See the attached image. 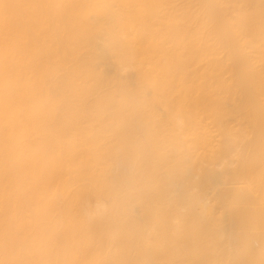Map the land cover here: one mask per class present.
Here are the masks:
<instances>
[{
	"label": "bare ground",
	"instance_id": "6f19581e",
	"mask_svg": "<svg viewBox=\"0 0 264 264\" xmlns=\"http://www.w3.org/2000/svg\"><path fill=\"white\" fill-rule=\"evenodd\" d=\"M176 1L0 0V264H264V0Z\"/></svg>",
	"mask_w": 264,
	"mask_h": 264
},
{
	"label": "rangeland",
	"instance_id": "374dc122",
	"mask_svg": "<svg viewBox=\"0 0 264 264\" xmlns=\"http://www.w3.org/2000/svg\"><path fill=\"white\" fill-rule=\"evenodd\" d=\"M184 2H186V1H185V0H184V1H183V0H178V1H176L177 4H184ZM221 55H222V54H221ZM221 55H218V57H221ZM103 68H104V67H102V69H103ZM159 112H161V111H159ZM206 121H207V120H206ZM206 121H205V122H206ZM207 122H209V121H207ZM207 122H206V123H207ZM212 130H215V129L212 128ZM213 134H216V132H214ZM213 134H212V135H213Z\"/></svg>",
	"mask_w": 264,
	"mask_h": 264
}]
</instances>
